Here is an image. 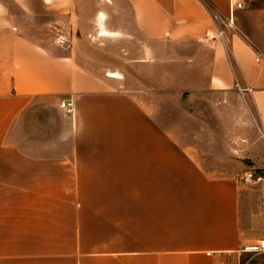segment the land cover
<instances>
[{
  "label": "crops",
  "instance_id": "crops-1",
  "mask_svg": "<svg viewBox=\"0 0 264 264\" xmlns=\"http://www.w3.org/2000/svg\"><path fill=\"white\" fill-rule=\"evenodd\" d=\"M242 1L220 38L228 0H0V264H237L264 238V0ZM159 90L207 99L236 169L158 123Z\"/></svg>",
  "mask_w": 264,
  "mask_h": 264
},
{
  "label": "rangeland",
  "instance_id": "rangeland-1",
  "mask_svg": "<svg viewBox=\"0 0 264 264\" xmlns=\"http://www.w3.org/2000/svg\"><path fill=\"white\" fill-rule=\"evenodd\" d=\"M107 72H117V68L107 69ZM161 94V98L152 99L155 107H157L159 113L157 121L166 127H170L175 123L173 130L180 132L181 134L199 136L202 153L211 160V164L214 168L223 169H236L237 163L233 158H239L232 153L233 157L230 159H223V156H227L229 153L228 142H225L224 146L221 144L224 134H229V127H224L220 124L219 119L214 114L213 106L202 96H196L192 101H188L186 93L182 96H177L172 92L165 90H159L158 94ZM184 108L193 110L192 116L188 117L184 112ZM233 127V126H232ZM170 129V128H169ZM225 131V132H224ZM226 136V135H225ZM247 166L251 164L249 159H244ZM252 173V178L247 183H243L247 188L256 187V178L260 176L258 170L248 168L247 172H243V176L239 178L242 180L244 176ZM256 240H249V242L243 246L244 253L239 257L237 264H264V253L247 252L245 248L252 245Z\"/></svg>",
  "mask_w": 264,
  "mask_h": 264
},
{
  "label": "built area",
  "instance_id": "built-area-1",
  "mask_svg": "<svg viewBox=\"0 0 264 264\" xmlns=\"http://www.w3.org/2000/svg\"><path fill=\"white\" fill-rule=\"evenodd\" d=\"M229 1V12L226 18V21L221 19L216 14H210V18L212 19L215 29H216V36L223 38L224 33L227 29L231 28L233 25V13L237 9H242L244 1L242 0H228ZM59 107L64 110L67 115L73 114V102L72 99H64L59 102ZM252 178V173L249 172L247 176L242 178L243 183H247L248 180ZM260 176L256 178V181L260 180ZM256 243L249 245V247L245 248L247 252H255V253H264V238L258 239L255 241Z\"/></svg>",
  "mask_w": 264,
  "mask_h": 264
},
{
  "label": "bare ground",
  "instance_id": "bare-ground-1",
  "mask_svg": "<svg viewBox=\"0 0 264 264\" xmlns=\"http://www.w3.org/2000/svg\"><path fill=\"white\" fill-rule=\"evenodd\" d=\"M107 74L110 75V76H118L117 73H113V72H108Z\"/></svg>",
  "mask_w": 264,
  "mask_h": 264
}]
</instances>
